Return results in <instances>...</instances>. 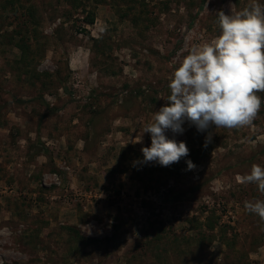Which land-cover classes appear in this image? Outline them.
<instances>
[{
	"label": "rangeland",
	"instance_id": "obj_1",
	"mask_svg": "<svg viewBox=\"0 0 264 264\" xmlns=\"http://www.w3.org/2000/svg\"><path fill=\"white\" fill-rule=\"evenodd\" d=\"M253 3L0 0V264H264L236 179L264 167V91L250 125L185 122L187 157L133 165L183 57Z\"/></svg>",
	"mask_w": 264,
	"mask_h": 264
},
{
	"label": "clouds",
	"instance_id": "obj_2",
	"mask_svg": "<svg viewBox=\"0 0 264 264\" xmlns=\"http://www.w3.org/2000/svg\"><path fill=\"white\" fill-rule=\"evenodd\" d=\"M217 23L220 34L193 47L173 72L166 103L143 129L142 136L149 133L151 144L141 148L143 160L134 161V166L155 162L169 167L187 157L186 143L166 135L183 134L185 122L199 132L212 126L233 129L250 125L260 111L256 93L264 91V5L253 3L235 15L220 11ZM209 142L210 134L205 146ZM186 163L189 170L196 167L191 160ZM236 179L256 184L264 194V167L253 164ZM244 207L264 222V200L245 201Z\"/></svg>",
	"mask_w": 264,
	"mask_h": 264
},
{
	"label": "trees",
	"instance_id": "obj_3",
	"mask_svg": "<svg viewBox=\"0 0 264 264\" xmlns=\"http://www.w3.org/2000/svg\"><path fill=\"white\" fill-rule=\"evenodd\" d=\"M92 23V22H91Z\"/></svg>",
	"mask_w": 264,
	"mask_h": 264
}]
</instances>
